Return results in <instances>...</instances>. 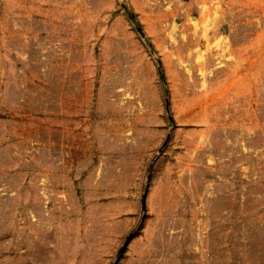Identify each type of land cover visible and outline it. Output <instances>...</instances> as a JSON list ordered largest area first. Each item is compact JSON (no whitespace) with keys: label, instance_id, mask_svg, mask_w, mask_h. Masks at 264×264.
<instances>
[{"label":"rangeland","instance_id":"obj_1","mask_svg":"<svg viewBox=\"0 0 264 264\" xmlns=\"http://www.w3.org/2000/svg\"><path fill=\"white\" fill-rule=\"evenodd\" d=\"M0 264H264V0H0Z\"/></svg>","mask_w":264,"mask_h":264},{"label":"water","instance_id":"obj_2","mask_svg":"<svg viewBox=\"0 0 264 264\" xmlns=\"http://www.w3.org/2000/svg\"><path fill=\"white\" fill-rule=\"evenodd\" d=\"M167 141H168V138L165 140V142H164L163 145H165V144L167 143ZM160 151H161V150H160ZM144 203H145V196L143 197V202H142L143 206H144Z\"/></svg>","mask_w":264,"mask_h":264},{"label":"trees","instance_id":"obj_3","mask_svg":"<svg viewBox=\"0 0 264 264\" xmlns=\"http://www.w3.org/2000/svg\"><path fill=\"white\" fill-rule=\"evenodd\" d=\"M161 77H162V75H161Z\"/></svg>","mask_w":264,"mask_h":264}]
</instances>
